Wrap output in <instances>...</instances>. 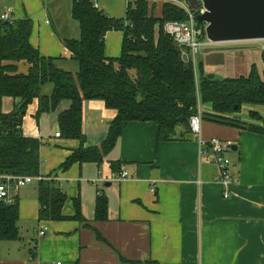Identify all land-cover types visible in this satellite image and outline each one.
<instances>
[{
    "label": "crops",
    "instance_id": "obj_1",
    "mask_svg": "<svg viewBox=\"0 0 264 264\" xmlns=\"http://www.w3.org/2000/svg\"><path fill=\"white\" fill-rule=\"evenodd\" d=\"M73 1L0 0V10H11L16 20H31V47L42 57L62 60L61 67L75 73L77 66L62 43L79 38L78 25L71 17ZM162 5H153L154 17L161 16ZM121 41V32L106 34V58L119 57ZM258 42L204 46L201 63L205 74L219 80L246 77L252 65L261 74L264 50ZM15 66L18 74H27V63ZM68 106L62 102L56 115L45 118L55 131L53 137L44 138L39 126L42 115L36 118L38 103L33 101L22 120L21 133L39 141V173L66 194L63 216H74L73 201L78 198L85 222L39 221L37 193L31 190L23 198L15 195L18 231L21 221L35 227V233L13 242L0 241V264H264V135L202 120L203 141L218 139L234 147L227 157L235 182L229 198L223 199L221 187L214 182L217 169L209 154L199 155L195 137L189 134L183 141L158 143L152 123L128 124L100 165L75 164L61 170V164L80 147L76 140L55 137L59 133L57 116ZM244 107L229 118L264 128V106ZM11 110V100H0V113ZM206 112L211 113L209 106ZM251 112L260 121L252 120ZM115 116L102 102H84V147H99ZM183 131L177 129L179 135ZM111 164H118L120 171L112 170ZM120 172L128 174L125 182L116 181ZM99 194L107 199L106 222L94 221Z\"/></svg>",
    "mask_w": 264,
    "mask_h": 264
},
{
    "label": "trees",
    "instance_id": "obj_2",
    "mask_svg": "<svg viewBox=\"0 0 264 264\" xmlns=\"http://www.w3.org/2000/svg\"><path fill=\"white\" fill-rule=\"evenodd\" d=\"M152 10L153 6L144 0L129 1L124 17L116 19L93 8L88 0H74L71 17L78 25L79 38L62 43L70 52L71 61L77 63L75 73L63 69L62 60L42 57L31 47V20L0 23V100L12 102L10 113H0V177L39 175L40 143L21 133L27 108L35 100L36 118L53 112L62 102L69 104L57 116L59 137L76 140L80 147L61 164L63 171L75 164L100 165L132 122L154 124L158 143L186 140L191 134L189 109L197 100L211 110L210 114L203 113V120L264 135L262 127L229 118L244 106H264V51L261 74L252 65L246 77L210 80L201 62L194 68L190 60L182 61L183 51L164 33L166 23L186 21V12L172 3L162 5L159 18L154 17ZM111 31L122 33L120 55L114 59L104 55V39ZM20 62L29 65L27 74L17 73L15 64ZM87 101L102 102L116 112L99 147H84L82 108ZM249 116L252 120L261 119L255 112ZM180 127L184 131L179 135ZM111 169L118 171L120 166L111 164ZM37 201L39 221L85 222L78 198L73 201L74 216H63L67 196L53 181L38 183ZM107 220V199L99 194L94 204V221ZM17 221V201L11 205L0 203V241L19 239Z\"/></svg>",
    "mask_w": 264,
    "mask_h": 264
},
{
    "label": "built area",
    "instance_id": "obj_3",
    "mask_svg": "<svg viewBox=\"0 0 264 264\" xmlns=\"http://www.w3.org/2000/svg\"><path fill=\"white\" fill-rule=\"evenodd\" d=\"M93 8L99 10L98 2L100 0H88ZM135 1V0H128ZM150 6L161 2L172 3L182 8L186 12L187 19L184 22H168L164 25V33L168 35L173 42L183 51V55L187 56L196 68L195 56L198 54L199 50L204 46H209L211 43L203 39L205 35V25L201 27L196 18L198 15H202L205 10L202 5L199 6L197 10L191 8L189 0H144ZM14 21L13 14L11 10L2 11L0 10V23H12ZM48 24V22H45ZM191 116L189 118V129L193 137H195L199 146V155L209 154L210 162L217 169V176L214 182L218 184L222 189V198L228 199L230 196V188L234 184V179L231 172V162L227 157V152L229 151L228 146L218 140L211 139L209 141H203L200 138V126L202 123V104L197 100L196 105L189 109ZM55 137H59V133L55 134ZM128 174L126 172H120L116 178L117 182H125L127 180ZM42 181H53L51 178H45L38 176H3L0 177V203L5 205L14 204L16 197L10 194V186L16 191L27 187L33 182ZM199 183V182H198ZM10 185V186H9ZM39 235L43 236L44 231L40 230Z\"/></svg>",
    "mask_w": 264,
    "mask_h": 264
},
{
    "label": "water",
    "instance_id": "obj_4",
    "mask_svg": "<svg viewBox=\"0 0 264 264\" xmlns=\"http://www.w3.org/2000/svg\"><path fill=\"white\" fill-rule=\"evenodd\" d=\"M191 8L202 5L198 23L205 25L206 40L215 44L264 41V0H189ZM187 62V56L182 55ZM213 79L214 75H207ZM180 122L183 120L180 119ZM230 151L233 146H228Z\"/></svg>",
    "mask_w": 264,
    "mask_h": 264
},
{
    "label": "rangeland",
    "instance_id": "obj_5",
    "mask_svg": "<svg viewBox=\"0 0 264 264\" xmlns=\"http://www.w3.org/2000/svg\"><path fill=\"white\" fill-rule=\"evenodd\" d=\"M57 1L63 2L64 0H57ZM66 1H68V0H66ZM126 4H127L126 0H107V1L106 0H100L97 5H98V8L106 14H110V15H113L115 17H123V15H125L124 11H125ZM1 10L6 11L7 9H1ZM112 37H113L112 35L110 37H107V42H110V40H112ZM205 42H207V40ZM256 44L259 47H262L264 50V41H259ZM202 49H204V47L201 48L199 50L198 54L195 56V65L202 61V52H203ZM258 65H260V63H258ZM75 66H77V63H75ZM46 88L49 89L50 87L47 86ZM207 108H208L207 105H202V112L207 114V112H206ZM244 108H246V107H242V109H244ZM57 110H58V107L53 112L48 113V115H42V121L40 120L39 126L41 127L40 132L42 133V136L44 138L48 137L49 135H51L53 137V133H54L55 129L50 125L49 120L46 121L45 118H47L48 116L52 117V116L56 115V113H58ZM52 129H53V131H52ZM51 132H52V134H51ZM39 175L41 177H45L44 175H42L40 173H39ZM37 186H38V182H33V184L31 186L26 187V188H22L18 191H16L13 187L10 186V194H12L14 196L18 195V197L20 195H22V198H23V197H26L31 190L33 192L37 193ZM18 226L21 227L20 232H19V237H22V238L28 237L29 233L33 237V235L35 233V227H34V229L30 228L29 223L21 222V221L18 222ZM11 252H13V250H11Z\"/></svg>",
    "mask_w": 264,
    "mask_h": 264
}]
</instances>
